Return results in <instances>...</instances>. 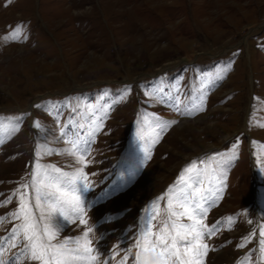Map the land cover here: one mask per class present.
<instances>
[{
  "label": "rangeland",
  "instance_id": "374dc122",
  "mask_svg": "<svg viewBox=\"0 0 264 264\" xmlns=\"http://www.w3.org/2000/svg\"><path fill=\"white\" fill-rule=\"evenodd\" d=\"M208 157L219 161L210 176ZM50 165L86 174L62 186L80 196L86 223L69 206L72 222L61 218L50 243L83 244L90 228L93 264H119L126 254L135 264L146 219L155 215L158 231L168 219L165 194L185 182L205 197L197 219L215 226L198 241L207 245L201 264H264V0H0L4 264H40L17 231L23 217L11 214L24 192L35 218L43 211L48 222L31 180ZM77 247L68 240L66 248ZM142 256L161 264L158 250Z\"/></svg>",
  "mask_w": 264,
  "mask_h": 264
},
{
  "label": "snow or ice",
  "instance_id": "6c2138e0",
  "mask_svg": "<svg viewBox=\"0 0 264 264\" xmlns=\"http://www.w3.org/2000/svg\"><path fill=\"white\" fill-rule=\"evenodd\" d=\"M18 31L19 26H17V29L14 30L12 35L15 37ZM171 123H175V121ZM36 126L39 127V124L37 123ZM39 147L40 146H38L37 156L40 155ZM75 147L76 144L74 142L73 148ZM235 148L236 145H233V149ZM217 155L219 156L222 154L217 153ZM231 158H235V153H233ZM208 162V166L204 170V173L210 176V173L215 171V169L211 167L212 163H219V161H214V157H208ZM257 163H260L259 159ZM195 166V161L188 165L181 173L178 183L184 181V173L195 169ZM41 167L43 170L40 173L33 172L31 187L35 199L34 207L40 209L43 203L49 209L47 216L48 222L41 224V222L46 219L43 211H41L38 220L35 218L32 212V206L26 203L28 194L24 192L20 193V211L11 214L16 218L20 216L23 217V222L19 225L17 231L22 230L24 239L28 241L25 245V248L30 253L28 258L39 261L40 264H72L73 260L78 259H83L86 260L88 264H93L97 257L91 255L94 249L89 246L91 241L88 239V236L92 231L90 228L83 233V244H80L81 237H65L64 241L58 244L50 243V241L59 234L62 228L60 223L61 218L65 222H72V217L66 214V210L69 206L71 207L72 213L80 217V223H86V220L82 218L84 208L82 207L80 196L72 195L69 198L68 193L63 191L62 188V186L66 187L73 185L75 181L80 180L86 174L83 172L82 168L76 169L74 173H66L61 172V170L55 168L54 165ZM49 167L60 173V175H49L47 171ZM200 175L201 171L196 169L195 176L199 177ZM21 187L28 188L29 185L25 184ZM173 187L175 186L170 187L165 194L168 197V219L163 222V226L160 227L158 231L153 232L152 220L156 217L155 215H151L146 219L145 226L141 229L135 244V247L138 249L135 254V264H141L142 259L143 264H149V261L153 259V257L142 256V253L156 252L157 250L159 251L161 264H201V249L206 250L207 245L198 243V241L203 237L205 231L211 235L215 229V226L208 228L203 225L201 220L197 219L198 216H202L207 212V209L200 203V200L205 199V197L199 187L193 188L191 193H189L188 190L192 188V184L187 182H185V187L179 188L175 193H173ZM84 188H87L86 183L84 184ZM48 189H52L53 191H49ZM75 191L76 189L73 187V192ZM198 195L199 200H196L195 198ZM162 198L163 197H158L157 201ZM157 201H153V210L157 207ZM177 208L182 209V211L174 210ZM25 209H27V211H25ZM173 216H187L192 223H177L176 221H172ZM169 221H172L171 230L168 228ZM229 221L231 222V218H229ZM260 235L264 236V230H261ZM189 237H191V239H189ZM45 238H47V240ZM72 239L76 241L79 247L72 249L66 248L68 240ZM245 239L247 240V237H245ZM261 244H264V240L261 241ZM239 246L243 247V244ZM130 251L131 249H129V252ZM72 253H80V255H71ZM127 260L128 256L126 254L120 260L119 264H126ZM0 264H4V262L0 260Z\"/></svg>",
  "mask_w": 264,
  "mask_h": 264
}]
</instances>
